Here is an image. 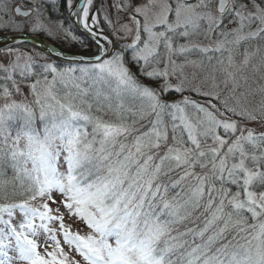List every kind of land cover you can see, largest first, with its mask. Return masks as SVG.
<instances>
[{
	"label": "snow or ice",
	"instance_id": "6c2138e0",
	"mask_svg": "<svg viewBox=\"0 0 264 264\" xmlns=\"http://www.w3.org/2000/svg\"><path fill=\"white\" fill-rule=\"evenodd\" d=\"M0 30V264H264V0H0Z\"/></svg>",
	"mask_w": 264,
	"mask_h": 264
},
{
	"label": "water",
	"instance_id": "95a60500",
	"mask_svg": "<svg viewBox=\"0 0 264 264\" xmlns=\"http://www.w3.org/2000/svg\"><path fill=\"white\" fill-rule=\"evenodd\" d=\"M19 34H4L0 36V48H4L7 46H10L13 44V41L11 40V37L13 36H18ZM4 37H8L9 39L7 40V42H5V40L3 39ZM28 45H32L35 44L36 45V50H46L49 47H52L53 44L49 41H47L46 39L43 38H34V39H29L27 41Z\"/></svg>",
	"mask_w": 264,
	"mask_h": 264
},
{
	"label": "rangeland",
	"instance_id": "374dc122",
	"mask_svg": "<svg viewBox=\"0 0 264 264\" xmlns=\"http://www.w3.org/2000/svg\"><path fill=\"white\" fill-rule=\"evenodd\" d=\"M27 3V0H12V3L13 4H15V3ZM4 34H17V33H14V32H11V31H2V30H0V36L1 35H4ZM47 40H49V39H47ZM49 42H51L52 44L53 43H55L54 41H52V40H49ZM24 91L25 92H27V88L26 87H24Z\"/></svg>",
	"mask_w": 264,
	"mask_h": 264
},
{
	"label": "trees",
	"instance_id": "16d2710c",
	"mask_svg": "<svg viewBox=\"0 0 264 264\" xmlns=\"http://www.w3.org/2000/svg\"><path fill=\"white\" fill-rule=\"evenodd\" d=\"M67 16V13H66V11H65V17ZM56 18V15L54 14L53 15V19H55ZM40 38H43V39H46L45 37H43V36H40ZM47 40V39H46ZM47 41H49V40H47ZM54 44V43H53ZM57 48L59 47V44L57 43L56 45H55Z\"/></svg>",
	"mask_w": 264,
	"mask_h": 264
}]
</instances>
